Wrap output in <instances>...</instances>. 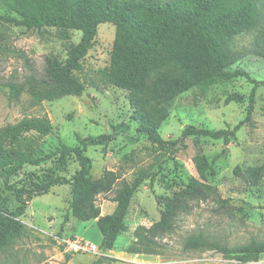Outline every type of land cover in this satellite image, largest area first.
<instances>
[{
  "label": "rangeland",
  "instance_id": "rangeland-1",
  "mask_svg": "<svg viewBox=\"0 0 264 264\" xmlns=\"http://www.w3.org/2000/svg\"><path fill=\"white\" fill-rule=\"evenodd\" d=\"M167 2L169 0H158ZM260 18L257 26L236 35L232 42L233 69H241L249 78L238 76L228 82L216 83L203 91L191 88L178 95L169 107L159 133L168 140L180 137L187 125L198 128H232L244 119L255 82L254 108L251 119L236 132L228 144L208 136H189L183 147L179 144L157 145L144 135L137 136V122L132 119L128 92L107 80L110 52L115 26L109 22L98 25L97 33L82 69L75 75L84 83L81 95H67L44 100L35 105L27 93L9 97V83H22L28 77H44L49 59L64 60L68 46L77 43L80 32L56 27L28 29L14 25L6 17L17 16L7 0H0V128L24 117L50 119L51 134L37 137L24 133L17 149L34 137V158L9 178L19 188L36 187L43 173L66 178L78 169L75 156L66 158L61 166L56 148L62 143L73 146L77 136L112 134L103 146H89L86 154L92 159L91 175L115 171L120 177L113 189L97 197L101 214H110L112 201L121 180L131 181L140 170L153 174L134 193L125 217L127 230L119 233L114 248L102 252L101 233L95 220L79 221L68 209L69 187H52L48 193L29 200L26 213L20 217L23 233L13 243L0 248V264H90L101 256L98 264H264V253L256 259L242 261L238 253L225 254L211 246L186 247L190 237L202 236L209 243L232 249L251 241H264V0H256ZM244 96L240 102L225 103L229 93ZM126 123V132L113 134V125ZM133 139V140H132ZM204 155L212 162L213 171L206 179L198 175L193 157ZM256 170L258 180L248 179L246 170ZM209 185L202 196L185 199V207L176 213L172 227L165 233L150 236L142 243L137 228L151 227L160 218L162 202L184 189L190 181ZM161 202V203H160ZM18 205L14 193L0 176V207L9 210ZM68 215V221L64 216ZM77 237L97 245L96 252L73 253L64 249L61 239ZM137 248L138 252H131Z\"/></svg>",
  "mask_w": 264,
  "mask_h": 264
},
{
  "label": "trees",
  "instance_id": "trees-1",
  "mask_svg": "<svg viewBox=\"0 0 264 264\" xmlns=\"http://www.w3.org/2000/svg\"><path fill=\"white\" fill-rule=\"evenodd\" d=\"M17 16L6 18L16 26L28 29L56 27L60 30H77L80 39L71 43L64 60L49 59L44 77H28L22 83H9V97L18 98L27 93L33 104L54 100L67 95H81L84 83L75 75L82 69V59L87 55L97 33L98 25L109 22L115 26V36L110 52L107 73L108 82L128 92L132 108V119L137 122V136L144 135L151 143L160 146L179 144L183 147L189 136H208L222 139L228 144L236 132L251 119L257 82L248 95L244 119L232 128L207 129L187 125L174 141L164 139L159 128L169 115L172 101L181 93L197 88L205 90L216 83L228 82L238 76L249 78L241 69L231 68L234 62L232 42L236 35L257 26L260 13L256 0H7ZM264 84V82H263ZM244 96L229 93L225 103L240 102ZM113 134L126 132L129 125H113ZM50 119L24 117L16 123L0 128V176L5 186L15 196L18 205L9 210L0 207V248L13 243L23 233L20 220L34 196L48 193L54 186L67 185L70 199L68 209L79 221L95 220L101 233L99 248L102 252L114 248L120 232L127 230L125 217L130 201L139 186L153 174L138 171L131 181L121 180L112 201L116 203L110 214H101L97 197L107 194L120 177L115 171L105 169L98 178L91 175L92 159L86 154L89 146L107 145L112 134L77 136L73 146L62 143L56 148L61 166L66 158L75 156L78 169L66 178L43 173L37 177L36 187H17L9 178L26 162H38L34 158V137L23 140L24 133H35L37 137L51 134ZM133 140V139H132ZM198 175L206 179L207 171H213L212 162L204 155L193 157ZM248 179L258 180L256 170H246ZM210 186L192 180L169 200L162 202L159 220L151 227L137 228L136 237L142 243L151 242L150 236L160 235L172 227L178 211L185 207V199L202 196ZM161 203V202H160ZM68 215L64 216V223ZM149 233V235H148ZM211 246L225 254L238 253L239 259L248 261L264 253V241H251L232 249L209 243L202 236L190 237L186 247ZM138 252L137 248H130ZM107 260L101 256L90 264Z\"/></svg>",
  "mask_w": 264,
  "mask_h": 264
},
{
  "label": "built area",
  "instance_id": "built-area-1",
  "mask_svg": "<svg viewBox=\"0 0 264 264\" xmlns=\"http://www.w3.org/2000/svg\"><path fill=\"white\" fill-rule=\"evenodd\" d=\"M60 242L66 251L73 253L96 252L98 249L96 244L77 237L63 238Z\"/></svg>",
  "mask_w": 264,
  "mask_h": 264
}]
</instances>
